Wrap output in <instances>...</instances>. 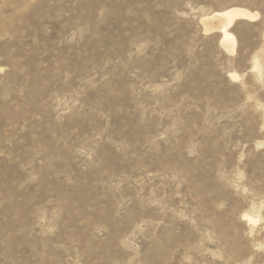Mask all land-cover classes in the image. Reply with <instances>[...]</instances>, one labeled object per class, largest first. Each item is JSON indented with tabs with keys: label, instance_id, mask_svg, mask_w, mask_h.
I'll use <instances>...</instances> for the list:
<instances>
[{
	"label": "rangeland",
	"instance_id": "374dc122",
	"mask_svg": "<svg viewBox=\"0 0 264 264\" xmlns=\"http://www.w3.org/2000/svg\"><path fill=\"white\" fill-rule=\"evenodd\" d=\"M0 264H264V0H0Z\"/></svg>",
	"mask_w": 264,
	"mask_h": 264
},
{
	"label": "bare ground",
	"instance_id": "6f19581e",
	"mask_svg": "<svg viewBox=\"0 0 264 264\" xmlns=\"http://www.w3.org/2000/svg\"><path fill=\"white\" fill-rule=\"evenodd\" d=\"M245 14V13H244ZM242 14V12H239L237 10H231V11H226L223 13H217L215 14L212 19H210L208 22L214 21L217 22V27H213L210 28L209 26H206L207 28H205L206 30H214L217 29L220 30L222 32V45L223 47H225L229 52H234L235 50V45H236V37H234L233 34L230 33L229 29L231 28V26L233 25L234 21L236 18L238 17H248L247 15ZM250 17H253L250 15ZM242 19V18H241ZM247 19V18H246ZM207 22V23H208ZM212 22V23H214ZM206 24V22L204 23ZM209 25V24H206ZM249 218V221H253V218L247 216Z\"/></svg>",
	"mask_w": 264,
	"mask_h": 264
},
{
	"label": "water",
	"instance_id": "95a60500",
	"mask_svg": "<svg viewBox=\"0 0 264 264\" xmlns=\"http://www.w3.org/2000/svg\"><path fill=\"white\" fill-rule=\"evenodd\" d=\"M215 21V20H214ZM214 21H211V22H208V26L210 27V28H212L211 26H212V22H214ZM214 23H216L217 24V22H214Z\"/></svg>",
	"mask_w": 264,
	"mask_h": 264
}]
</instances>
